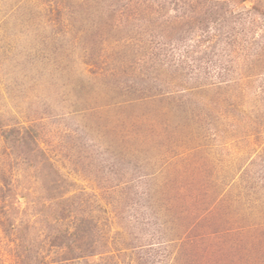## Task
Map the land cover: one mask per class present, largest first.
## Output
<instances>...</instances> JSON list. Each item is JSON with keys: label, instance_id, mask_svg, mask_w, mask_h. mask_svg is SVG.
<instances>
[{"label": "rangeland", "instance_id": "1", "mask_svg": "<svg viewBox=\"0 0 264 264\" xmlns=\"http://www.w3.org/2000/svg\"><path fill=\"white\" fill-rule=\"evenodd\" d=\"M0 264H264V0H0Z\"/></svg>", "mask_w": 264, "mask_h": 264}]
</instances>
